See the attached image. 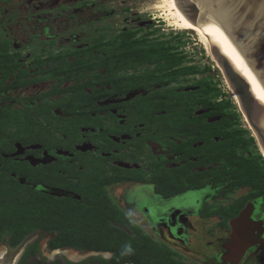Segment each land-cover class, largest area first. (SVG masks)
Here are the masks:
<instances>
[{
  "label": "trees",
  "instance_id": "16d2710c",
  "mask_svg": "<svg viewBox=\"0 0 264 264\" xmlns=\"http://www.w3.org/2000/svg\"><path fill=\"white\" fill-rule=\"evenodd\" d=\"M122 37L113 43L115 50L109 62L98 55L104 49L95 44L76 52L73 67L64 61L59 75H51L60 83L72 82L61 91L54 89L50 92L53 95L61 93L60 99L44 98L34 104L25 102L19 109L1 104L0 242L6 241L10 247H16L35 232L46 231L53 233L49 242L51 248L109 252L114 264L137 259L148 264L168 261L166 253L122 229L129 227V216L107 199L102 184L95 183L103 179L102 174L89 178L78 173L79 180L87 181L93 187L88 189L81 181L73 186V161L69 163L73 154L72 158L56 155V162L40 166L19 160L27 153V146L44 149V141L73 152L65 146L67 142L71 146L78 144L80 128L91 127L95 132L88 134L92 135L96 155L81 162L101 164V153L110 151L113 146L108 145L105 131L97 133L102 128L103 109L97 107L96 101L107 93L109 96H124L142 91L144 94L135 98L132 110L147 116L150 122L151 118H157L156 126L146 123L139 130L140 136L132 140L133 145L124 151L122 160H135L147 148L148 142H163L166 134L172 132L176 137L190 138V143L205 138L207 154L219 158L223 170L237 173L238 184L256 185L263 179L264 160L261 156L255 152L251 160L244 156L250 146L253 151L255 146L248 132L239 127L240 115L233 101L225 99L207 79L195 81L187 89L179 85L182 79L198 71L195 66L185 65V56L177 53V48L167 41L150 42L144 38L130 41L132 35L128 34ZM140 66L144 69L135 70L131 75L116 73L119 68ZM17 68L6 53L0 54V93L7 89L6 83L12 74H17L15 82L21 81ZM104 69L106 72L101 73ZM219 96L220 101H213ZM200 108H205L206 112L196 114ZM108 116L112 117L110 113ZM214 117H218V121L211 122ZM170 124L173 126L171 132ZM214 136L220 137L219 144L211 142ZM17 146L24 150L23 153L15 154ZM177 173V178L181 179V172L174 174ZM130 175L133 173L116 179L125 181L131 179ZM39 184L75 190L79 199L42 193ZM126 245L132 247V254L125 253Z\"/></svg>",
  "mask_w": 264,
  "mask_h": 264
},
{
  "label": "flooded vegetation",
  "instance_id": "af4514ba",
  "mask_svg": "<svg viewBox=\"0 0 264 264\" xmlns=\"http://www.w3.org/2000/svg\"><path fill=\"white\" fill-rule=\"evenodd\" d=\"M82 5L83 3L76 4L77 7ZM62 9L64 7L59 8V10ZM128 10L121 11L126 13ZM96 11L104 12L106 9L102 4H96ZM112 12H107L106 17L108 18ZM138 18L140 20V17ZM83 26L84 31L81 32V39L72 42L63 50L52 48L57 43L55 38L43 41L41 49L34 45L16 49L10 47L13 46V43L8 39H5V43H0V54L6 53L11 59V64L18 66L19 75L22 76L19 83L15 82L17 74H12L8 78L7 89L0 93V107L3 104L19 109L25 102L34 104L41 102L44 98L60 99L61 93L57 92L53 95L50 92L54 89L61 91L67 86H71L72 82L60 83L58 78L51 75H59L64 61L73 67L76 52L83 48L86 49L87 45L95 44L101 45L104 49L103 53L98 55L109 62L115 50L112 45L119 42L123 38V34L132 35L130 41L142 38L150 42L167 41L170 46L176 47V51L179 53L177 45H172L170 41L164 39H152L147 33L143 34L140 27L124 28L109 33L107 30L112 28L110 22L101 25L89 22ZM26 48L31 49L25 58L23 53ZM185 58L187 57L185 56ZM185 65H188L186 60ZM143 69L144 67L141 66L119 68L116 73L131 75L135 70ZM104 72H106L105 69L101 70V73ZM197 74L187 76L181 81L195 77ZM181 81L179 85H181ZM195 81L185 85V89L191 88ZM45 85L49 86L48 89L39 90L32 96L24 97L17 103V107L13 100H9L3 95L12 90L42 88ZM143 94L144 92L139 90L124 96H109L107 93L103 99L96 101L97 107L103 109L101 113L102 128H99L97 133L102 130L103 134L105 131V137L109 140L108 145H113L110 151L101 153V158L99 157L102 161L101 164L81 162L83 159H93V155H96V146L93 144L92 135L88 134L95 132L91 127L80 128L78 144L71 146L67 142L65 146L67 148L69 146L73 152L63 148L64 151L62 148L54 146L53 143L44 141V149L35 150L32 146L31 148L27 146V153L19 160L29 163L26 158L31 157L37 161L33 166H40L56 162V155L72 158L73 154V160L69 161V163L73 161V186L81 181V184L88 189L93 186L88 185L87 181L79 180L78 173L89 178L102 174L103 179L97 180L95 183L102 184L103 193L107 199L119 211L126 212L129 216V227L122 229L127 233L137 235L168 255V261L158 260L156 263L153 262L154 264H200L202 260H205L207 264H264V175H262L263 179L259 184L253 185L247 182L238 184L237 173L231 174L223 170L219 158L207 154L205 138L200 137L198 141L190 143V138L176 137L171 132L173 131L172 124H170L171 133L166 134L168 136L165 141L148 142L147 148L142 154L135 157V160H122L124 151L133 145L132 140L140 136L139 130L143 129L146 123L157 125L156 117L151 118L150 122V120L147 121V116L137 114L132 110L136 103L135 98ZM221 99L219 96L213 101L218 102ZM203 112H206L205 108L197 109L195 113ZM108 113L112 117H109ZM216 121H218V117L211 119V122ZM241 122L240 117V124ZM239 127L248 132V137L253 139L255 146L254 151L250 146L244 156L251 160V156L257 153L264 160L261 152L264 150L248 124L247 127L242 124ZM102 141L104 140L102 139ZM220 141V137L214 136L211 142L219 144ZM81 146H90L91 148L82 151L79 149ZM86 154L89 155L85 157ZM46 157L48 161L41 162ZM176 171L181 172V179L177 178L179 173L174 174ZM130 172L133 173L130 175L131 179L125 181L116 179L120 175L130 174ZM130 186L131 188H129ZM118 190L125 191V194L121 195L123 200L118 195ZM39 191L55 197L79 199L75 190L71 191L61 186L39 184ZM138 211L148 225V231H143V227L135 222L134 212ZM206 222L210 223L208 227L204 225ZM36 234L49 236L43 247L38 239L32 237ZM52 236L53 233L37 231L22 241L16 246L19 251L13 264H114L111 262L112 254L109 252L51 248L49 242ZM7 247L14 248L8 244ZM70 251L76 255L72 256ZM207 251L210 253L208 257L206 256ZM6 254L7 252H4L0 258L3 259ZM122 264H148V262L137 259L135 262Z\"/></svg>",
  "mask_w": 264,
  "mask_h": 264
},
{
  "label": "rangeland",
  "instance_id": "374dc122",
  "mask_svg": "<svg viewBox=\"0 0 264 264\" xmlns=\"http://www.w3.org/2000/svg\"><path fill=\"white\" fill-rule=\"evenodd\" d=\"M157 1L158 0H0V43L3 44L5 43V39H8L9 42L13 43V46L10 47H15L16 49L23 46L28 47V45H34L41 49L43 47V41H49L55 38L57 43L52 48L55 50H63L72 42H77L81 39V32L84 31L83 24L89 22H96L98 25L105 22L112 23V28L107 30L109 33L120 31L124 28L140 27L143 30L142 33H147L152 39H164L170 41L172 45H177L178 52L187 57L186 62L188 65H195L199 73L195 77H190L181 81L183 87L201 78L209 80L212 86L221 91L225 99H229L235 103L242 119L241 124L247 127L246 122H244V117L238 107V103L235 102L229 92V85L214 58L206 52L198 36L193 31H172L173 29L168 27L166 22L162 21L158 13L156 14L152 9H148ZM77 3H83V5L77 7ZM96 4H102L106 11L97 12ZM60 7H64V9L59 10ZM123 9L129 10L123 13ZM110 11L113 12L107 18L106 14L107 12L110 13ZM138 17H140V20H138ZM157 21L160 22L157 23ZM29 49L31 48H26L24 50L23 55L25 58L29 55ZM48 87L49 86L45 85L42 88H29L19 91L12 90L3 95L8 97L9 100H13L14 105L17 107V103L24 97L32 96L39 90L44 91L48 89ZM18 150L22 152V149L18 148ZM27 160L32 165L37 163V161L32 158H27ZM46 161H48L47 157L41 162ZM129 188H131V186ZM124 192L123 190L117 191L120 197ZM138 212H134L135 222L143 227V231H148V225L141 217V213ZM204 225L208 227L210 223L206 222ZM195 235L197 236L198 234ZM32 237L38 239L41 247H43L46 240L49 238L46 234H36ZM18 251V247L9 249L6 241L1 242L0 257L4 252H7V254L4 255L3 259L0 258V264H13L18 255ZM69 253L72 254V256L76 255L73 254V251ZM209 255L210 253L207 251L206 256L208 257ZM200 264H207V262L202 260Z\"/></svg>",
  "mask_w": 264,
  "mask_h": 264
},
{
  "label": "water",
  "instance_id": "95a60500",
  "mask_svg": "<svg viewBox=\"0 0 264 264\" xmlns=\"http://www.w3.org/2000/svg\"><path fill=\"white\" fill-rule=\"evenodd\" d=\"M174 1L208 40L212 57L264 150V0ZM18 148L15 154L23 153Z\"/></svg>",
  "mask_w": 264,
  "mask_h": 264
},
{
  "label": "bare ground",
  "instance_id": "6f19581e",
  "mask_svg": "<svg viewBox=\"0 0 264 264\" xmlns=\"http://www.w3.org/2000/svg\"><path fill=\"white\" fill-rule=\"evenodd\" d=\"M148 9H152L153 11L156 12V14L158 13V15L162 19V21L166 22V25L168 27L172 28L173 30H179V31L190 30V31H193L198 36L199 41L203 45V48L206 50V52L209 55H211V49L212 48H211L208 40L204 36V34L201 32V30L198 28L197 25H192L191 23H189V21H187V19L184 17V15L177 8L174 0H158L154 5H152ZM229 92L231 93L233 99L237 103L235 93L233 92V90L231 89L230 86H229ZM244 122H245V119H244ZM261 152L264 156V152L262 150H261Z\"/></svg>",
  "mask_w": 264,
  "mask_h": 264
},
{
  "label": "clouds",
  "instance_id": "9594fccd",
  "mask_svg": "<svg viewBox=\"0 0 264 264\" xmlns=\"http://www.w3.org/2000/svg\"><path fill=\"white\" fill-rule=\"evenodd\" d=\"M125 253L126 254H132L133 253V249L130 245L125 246Z\"/></svg>",
  "mask_w": 264,
  "mask_h": 264
}]
</instances>
